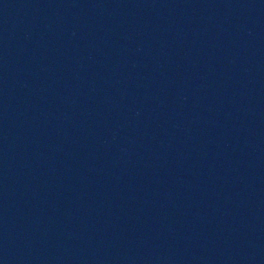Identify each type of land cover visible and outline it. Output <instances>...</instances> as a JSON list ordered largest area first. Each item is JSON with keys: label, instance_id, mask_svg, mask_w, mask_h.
I'll return each mask as SVG.
<instances>
[{"label": "water", "instance_id": "water-1", "mask_svg": "<svg viewBox=\"0 0 264 264\" xmlns=\"http://www.w3.org/2000/svg\"><path fill=\"white\" fill-rule=\"evenodd\" d=\"M0 264H264V0H0Z\"/></svg>", "mask_w": 264, "mask_h": 264}]
</instances>
